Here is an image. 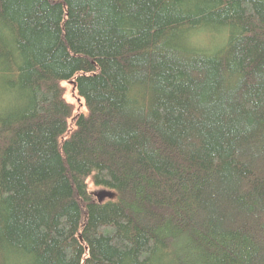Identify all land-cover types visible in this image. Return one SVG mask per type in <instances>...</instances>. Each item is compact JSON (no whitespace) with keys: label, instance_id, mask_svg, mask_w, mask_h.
<instances>
[{"label":"trees","instance_id":"1","mask_svg":"<svg viewBox=\"0 0 264 264\" xmlns=\"http://www.w3.org/2000/svg\"><path fill=\"white\" fill-rule=\"evenodd\" d=\"M0 264H264V0H0Z\"/></svg>","mask_w":264,"mask_h":264},{"label":"rangeland","instance_id":"2","mask_svg":"<svg viewBox=\"0 0 264 264\" xmlns=\"http://www.w3.org/2000/svg\"><path fill=\"white\" fill-rule=\"evenodd\" d=\"M212 40L214 41V39L212 38L211 35H204L203 38H200L201 42H205V44H207L209 46V44H211ZM205 48V47H204ZM71 94V91L68 89L67 95H68V101H70L71 99H69ZM79 110H81L83 113H85V108L84 107H79Z\"/></svg>","mask_w":264,"mask_h":264},{"label":"water","instance_id":"3","mask_svg":"<svg viewBox=\"0 0 264 264\" xmlns=\"http://www.w3.org/2000/svg\"><path fill=\"white\" fill-rule=\"evenodd\" d=\"M100 195H101V194H96V196H97L98 199H101Z\"/></svg>","mask_w":264,"mask_h":264}]
</instances>
